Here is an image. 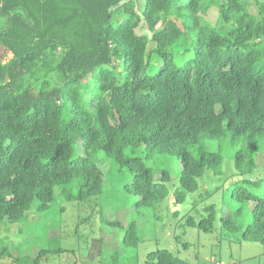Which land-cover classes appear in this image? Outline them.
<instances>
[{"label":"trees","instance_id":"obj_1","mask_svg":"<svg viewBox=\"0 0 264 264\" xmlns=\"http://www.w3.org/2000/svg\"><path fill=\"white\" fill-rule=\"evenodd\" d=\"M100 152L129 172L120 192L137 215L188 200L184 228L263 243L264 0H0V229L33 201L39 212L56 196L99 203ZM166 156L180 161L176 184L156 164ZM140 230L131 219L123 244ZM101 246L92 239L89 256ZM63 251L3 245L0 261ZM142 264L191 263L156 247Z\"/></svg>","mask_w":264,"mask_h":264},{"label":"rangeland","instance_id":"obj_2","mask_svg":"<svg viewBox=\"0 0 264 264\" xmlns=\"http://www.w3.org/2000/svg\"><path fill=\"white\" fill-rule=\"evenodd\" d=\"M216 17L217 11L213 8L207 14V19L213 23ZM137 32H147L144 21ZM87 83L90 87V80ZM77 143L78 152H81L80 142ZM98 157L106 186L99 203L88 206L87 203L68 201L62 196H56L47 210L39 212L36 210V201H33L25 221L1 227L0 248L5 245L12 253L25 251L31 256H35L41 248L60 246L65 249L63 252L50 254L43 264H112V261H116L113 253L118 254L116 264H142L145 253L156 247L169 248L191 264H264V242L241 240L239 232L227 235L218 230L204 233L194 228H184L182 220L189 208L188 200L173 205L167 197L157 211L144 209L141 215H137L133 209L135 198H127L120 192L124 181L130 177L129 172L119 170L117 163L112 158L104 157L101 152ZM257 162L263 164L264 155L258 157ZM147 164L152 165V161ZM156 164L166 168L172 181L177 183L180 175L178 159L166 156ZM99 206L103 207V216L118 218L122 226H107L102 221L101 214L96 210L92 211V207ZM131 219L140 227L142 241L136 246L127 247L122 242L123 228ZM243 219L244 225L249 221L250 215L246 214ZM51 235H57V240L48 241ZM94 238L102 239L103 246L98 255L90 257L89 250ZM0 264L13 262L10 257H6Z\"/></svg>","mask_w":264,"mask_h":264}]
</instances>
